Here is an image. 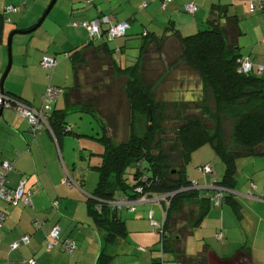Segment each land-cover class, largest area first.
Masks as SVG:
<instances>
[{"label": "trees", "instance_id": "obj_1", "mask_svg": "<svg viewBox=\"0 0 264 264\" xmlns=\"http://www.w3.org/2000/svg\"><path fill=\"white\" fill-rule=\"evenodd\" d=\"M136 1L138 12L147 8V1ZM245 1L249 3L250 13L264 12V0ZM142 2L146 6L140 9ZM252 2H255L254 10L250 8ZM187 3L183 4V10ZM167 5L164 9L161 6L162 10H166ZM15 9L17 12L18 8ZM3 11L0 29L6 21L5 14L10 13L5 8ZM103 17L99 15L96 19L101 21ZM101 25L97 36H88L86 43L64 53L70 60L74 85L66 90L57 87L63 95L64 108L52 107L59 95L50 105L47 127L43 125L55 140L59 135L80 136L66 122V116L73 110L89 114L99 125L101 135L90 137L103 146L100 162L92 167L98 179L95 189L85 198L89 215L101 237L102 248L95 264H111L113 256L105 253V246L127 235L118 211L130 210L116 204L120 201L140 204L159 197H164L158 203L163 215L161 220H156V228L150 227L158 234L161 251L183 263L222 264L214 261L220 259L207 243L196 257L185 255V240L193 236L210 208L217 207L213 202L215 191L201 194L200 188L194 189L198 184L187 178L185 167L194 151L210 145L224 165L222 178L213 187L226 191L220 203L229 204L240 218V204L230 192L236 183V162L246 157H264V76L261 75L262 66L254 70L248 59L251 71L241 70L244 60L239 51V38L244 32L239 19L227 14L226 5L212 3L205 22L187 35L173 26H168L169 35L141 31L138 35L143 43L138 55L132 65L124 67L114 58L118 48L111 45L119 38L137 34H127L128 23L124 36L108 40L105 32L109 25ZM102 38L103 41H98ZM173 71L194 74L201 86L199 100L179 106L158 98L157 86ZM4 95L26 104L12 92H4ZM168 108L180 113L176 123L169 118ZM120 118L123 119L121 125ZM223 119L233 122V133L228 138L223 131ZM138 126L141 129L137 130ZM24 192V197H28V192ZM54 204L57 202L52 204L56 208ZM217 234L221 233L217 232L215 238ZM221 236L218 241L223 240ZM65 240L58 243L62 251L61 244ZM76 250L75 243L72 253L64 252L73 255ZM241 253L246 259L251 258L249 248H243ZM152 264H163V261L157 257Z\"/></svg>", "mask_w": 264, "mask_h": 264}, {"label": "crops", "instance_id": "obj_2", "mask_svg": "<svg viewBox=\"0 0 264 264\" xmlns=\"http://www.w3.org/2000/svg\"><path fill=\"white\" fill-rule=\"evenodd\" d=\"M145 1L148 2V6L139 16H137L135 12L137 3H135L133 7L129 5L130 9H125L120 16L112 18L103 10H100L99 6L94 4V1L87 7L83 6L82 9H84V11L82 13L77 12L76 14H78V16H83L84 12L90 9L87 14L84 15L83 22L94 20L98 18L99 15L107 17L111 24L122 21L128 22L130 24V29L127 31V34L129 32L138 34L141 31H146L153 34L169 35L171 31L168 29V26H173L180 32H192L196 30L205 22L206 19L204 18H207L209 11L207 0L203 2H201L202 0H172L167 5L166 10H162L160 0ZM188 1H193L195 4L198 2L199 5L196 4L198 7L197 12L187 17V20L178 21L177 19H171V16L175 15L176 12L184 11L182 6ZM23 5H25L24 2ZM20 11L21 9L18 8L16 13H9L10 15H17V24L11 27L12 31L29 30L37 22V19L32 18V16L26 17L27 14H22ZM5 29V24H2L0 29V70H2L5 61L4 50L2 48ZM86 35V31L71 35L69 36V38H71L69 41L74 42V46H78L85 39ZM132 37L134 36H125L113 42L115 48H118L115 53L120 55L118 57L119 62H121L125 55L126 46H131L135 49L139 44L138 42L130 44V39H127ZM66 40H68V37H66ZM142 43L143 41L140 47ZM32 47L37 48V46H33L32 43L26 48V54H28L26 56H30ZM47 48L48 50L50 49V47ZM63 48L64 47H60L59 50H63ZM253 50H256V48H253ZM44 54L41 53L40 58ZM248 61L252 64L253 69L256 70V64L258 65V63L249 57ZM261 64L263 72L264 65L263 63ZM56 67L53 71V76L56 75ZM54 79L56 80L55 85L58 86L60 81L57 79V76ZM193 79L197 86L195 87V101H197L200 99L201 86L195 77ZM49 80H51V78ZM34 83L33 81V85H35ZM51 84L53 85L54 81ZM49 85H46L45 82H41L38 89H36L37 87L35 86L33 87L32 93L28 92L26 86V89L17 88L16 96L23 99L28 106L39 108L42 96ZM4 92L9 91L4 90ZM59 101L60 98L53 104V109L64 108V98L61 102ZM70 113L85 114L77 110H73ZM66 136L67 135H59L58 139L55 140L45 126L41 128L36 136H33L30 132L28 123L23 117L11 108H4L3 116L0 117V163L3 161L14 163L11 171L7 175L8 186L16 187L21 185L29 195L24 198L21 204L15 207L0 202V210H2L6 216L0 226V264H26L24 261L30 259L34 260V264H84V260L88 258L92 260L95 256L97 257L100 252L102 248L101 237L96 231L92 217L89 215L87 204L85 203L86 197L84 194L86 192L82 187L83 182L78 184V180L74 178L73 172L71 174L69 171L72 149L70 150L68 146L69 140L65 139ZM201 166H209L211 168L210 172L203 174L211 175L212 178L213 175L218 176L220 173V170L215 169L210 161H204ZM65 179L71 180L73 186L70 187L64 183ZM215 182L216 180L211 183L207 176H203L200 184L202 188L199 190L209 189V194H211ZM254 185L255 189L258 190L259 187L256 184ZM200 193L203 194V192ZM230 193L236 199L238 193L235 192V187ZM262 194H264V190ZM253 196L254 198L247 193L245 197L247 200L264 209V196ZM54 202H57L56 208L52 206ZM152 204L154 203H140L137 205L134 213L128 211L124 212V209L118 211L119 216L125 222L127 235L114 242L113 245L105 246V253L114 256L116 254L115 248L119 249V253H123L128 248L127 250H130V252L136 251L139 254L141 264H152L153 260L157 258L152 253L153 247L159 244L158 234L150 227L147 217V213L151 211L153 219L155 218L154 206ZM157 214H159V218L162 216V210L159 205ZM255 215L259 216L257 213H255ZM216 217L218 218L220 226L219 229H216L217 231L214 229L215 234L220 232L223 235L222 241L226 239L227 242L230 243L229 237L231 232L229 230L230 228L226 227L224 223V212L222 211L219 213V216L213 214V220H216ZM242 218L243 215L240 207V218L238 217V219L241 220ZM155 220L159 221L160 219ZM35 223L40 224V226L38 225V227H35ZM54 227L59 229L60 241L67 238L75 241L77 250L73 255H69L62 251L59 245L51 250L46 249V236ZM198 230L199 228L195 232L197 233ZM24 236H28V244H20L17 249L11 250L10 245L20 241ZM195 237L196 236L193 234V236L185 240L184 252H186V248L190 241L200 244L199 250H201L203 244H206L197 240ZM201 240H203V238ZM210 246L209 242L208 247L210 248ZM109 247L111 249H109ZM243 248L244 247H241L236 251L235 255L230 258L220 256V253L212 249V246L210 249L218 259H220H214L215 262L220 261L222 264H233L242 258L246 259L245 255L241 253ZM187 257L194 258L191 255ZM246 260L249 264H255L252 258ZM258 264L261 263L258 262Z\"/></svg>", "mask_w": 264, "mask_h": 264}, {"label": "rangeland", "instance_id": "obj_3", "mask_svg": "<svg viewBox=\"0 0 264 264\" xmlns=\"http://www.w3.org/2000/svg\"><path fill=\"white\" fill-rule=\"evenodd\" d=\"M50 1L51 0H0V14L6 5H13L20 8V12L22 14L26 13V17L32 16V18L37 19L36 21H38ZM203 1L204 0L201 2ZM23 2L25 5H23ZM84 2L85 0H56L54 6L37 30L30 34H16L12 37L10 49L11 67L3 83L4 90L16 94L17 88L22 89L26 86L28 88V92L32 93L33 87L35 86L37 87L36 89H38L41 82H45L46 85H49V83L52 85L51 83L54 81L52 86H56V80L54 79L56 76L60 81V84L56 87H59L62 90L73 87L74 77L70 60L65 58L64 53L75 47L74 42L69 41L71 39L69 36L85 32L82 27H73L72 25L73 23H83L84 15H86L88 10H90L87 9L83 16H78V14H76L77 12L82 13L84 11V9H82ZM94 2L95 5L99 6L100 10H103L112 18L120 16V14L124 12L123 10L130 9V6L133 7L135 6V3H137L136 0H94ZM212 3L226 5L227 14L234 15L239 19L241 29L244 32V34L239 38V51L241 55H243V60L246 61L248 57L251 58L253 61L258 63V65L256 64L257 68L262 66L261 63L264 65V12L259 10L254 13H250L249 3L245 0H207L208 8ZM196 4L199 5L198 2ZM135 12L137 16L141 13L138 12L137 9ZM183 12L184 11L176 12L175 15L171 16V19H177L178 21L187 20V17H190V15ZM4 18L6 20L4 23L6 29L2 48L4 50L5 61L2 70H0V80L8 63L7 41L12 32L11 27L17 24V15L15 14L10 15L6 13ZM8 20H10L9 23ZM182 33L187 35L189 32ZM66 37H68V40H66ZM129 39L131 41L130 44L136 42L139 44L135 47V49L131 46H126L125 55L123 56L121 62L118 60V63L122 65L121 67L133 64L142 42L138 34L136 37L134 36L132 38H128L127 40ZM103 40L104 39L102 38L98 41ZM87 41L88 34L81 44L86 43ZM32 43L33 46H37V48L32 47L30 56H26L28 55L26 54V48H28ZM111 46L113 47L114 44ZM47 47H50V49L48 50ZM60 47H64L63 50H59ZM253 48H256V50H253ZM41 53H45L43 56L49 55L52 58H56V61L59 63L56 67V75L53 76V73H50V75H52L51 80L47 78L49 73L43 70L40 66V61L43 57L42 56L40 58ZM119 56L120 55L115 53L114 58L118 59ZM261 75L264 76V71ZM193 78V73L189 74L185 71H173L169 73L157 86L156 91L158 98L167 102L169 105L176 103L179 106H182L194 103L196 99L195 87L197 86ZM33 81L35 82V85H33ZM8 97L11 100H17L15 97ZM59 98V102H61L63 100V95H60ZM52 106L54 105L52 104ZM167 114L170 116L169 118L171 121H174L175 123L177 118L180 116V113H176L171 108L167 109ZM175 115H177L176 119L174 118ZM118 120L121 125L123 123V119L120 118ZM66 122L75 134H80V136L78 135L77 137H65V139L69 140L68 146L70 147V150L72 149L69 171L71 174L73 172V176L76 180H78V184L83 182L82 187L86 192L84 196L87 197L88 194L95 189L98 179L97 173L92 167L100 162V153L103 151V146L100 141L90 137L93 135L95 137L100 136L101 131L98 127L99 125L96 123V120L87 113H69L66 116ZM172 122L171 126L174 125ZM222 127L227 138L232 135V121L223 119ZM139 129H141V126L137 127V130ZM204 161H210L211 165H213L215 169L220 170L218 176L213 175L212 178L211 175L200 172V166ZM185 172L187 178L193 180V182L198 184L197 186L199 188H202L200 184L203 176H207L211 183L215 180H220L224 173V165L214 154L211 146L204 145L192 153L191 159L185 167ZM235 176V192L238 193L236 200L240 204L243 218L239 220L229 204L222 203L220 207L212 206L206 217L203 218L199 230L197 233L195 232L196 234L194 233V235L197 240L208 244L210 242L212 249L219 252V255L224 258L234 256L236 251H238L241 247H244L250 249L251 258L255 264H258V262L264 264V209L247 200L245 197L249 192L250 183L256 184L259 187L258 190L255 189L253 191L255 197L264 196V194H262L264 190V157H246L239 159L236 162ZM130 178L131 177L129 176V179ZM128 182L130 183L131 179L128 180ZM209 191V189L200 190V192H203L204 194ZM152 205L154 206V219L161 220V217L159 218V214H157L159 204L154 203ZM222 211L224 212V223L226 227L230 228V243L227 242L226 239H224V241H218L214 237L215 230L219 229L220 225L217 217L216 220H213V214L219 216V213ZM124 212H126V210H124ZM255 213L259 214V216L255 215ZM200 237L201 239L203 238V240H201ZM109 249L111 248L109 247ZM127 249L123 253H119V249L115 248L116 254L113 256L111 264H141L139 254L136 251L130 252V250ZM199 249L200 244L190 241L185 254L187 256L191 255L192 257H196L202 250V248L201 250ZM152 253L155 257L160 258L163 261V264H188L180 262L175 258V256L168 252H162L160 244L154 245ZM94 259H96V256L92 260L88 258L83 262L84 264H94ZM233 264L249 263L245 258H242Z\"/></svg>", "mask_w": 264, "mask_h": 264}, {"label": "built area", "instance_id": "obj_4", "mask_svg": "<svg viewBox=\"0 0 264 264\" xmlns=\"http://www.w3.org/2000/svg\"><path fill=\"white\" fill-rule=\"evenodd\" d=\"M94 0H85L83 3L84 7L89 6L90 4L93 3ZM172 0H162V8L164 9L167 5L168 2H171ZM146 6L145 2H142L139 5V8L142 9ZM251 10L255 9V2H252L250 5ZM184 10L188 13L193 15L197 11V6L193 2H189L184 5ZM6 12H16V9L14 6H6L5 7ZM102 23L109 25L108 30L105 32L108 40H113L115 38L124 36L126 30L129 28V25L127 22H119L116 24H111L109 20L106 17H103L101 21L99 19H94L88 22H83V23H73V26L77 27L80 26L84 28L89 37H94L99 34L102 28ZM57 61L55 58H52L50 56H43L41 61H40V66L42 67L43 70L47 71L48 73L51 72L54 67L56 66ZM241 70L244 73L250 72L251 71V64L248 61H244L243 64L241 65ZM260 72V69H259ZM50 74L47 75V78L50 79ZM61 90L57 87H53L51 85L48 86L46 89L45 93L42 96L41 100V105L39 108H33L28 106L25 103H22L17 100H11L9 99L8 96H5L4 94L0 93V106H5L6 108H11L14 110L16 113H18L21 117H23L27 123L29 124L30 127V132L33 134V136L36 135V133L41 129L43 125L47 127L46 123V117L47 113L50 110V105L52 102H54L58 96L60 95ZM13 162H8V161H3L0 164V200L8 203L9 205L15 207L17 206L21 201L23 202L24 200V189L21 185L13 188L9 187L6 184V175L11 171L13 167ZM200 170L203 173H208L211 171V168L209 166H203L200 168ZM64 183H66L68 186L72 187L73 183L69 179H65ZM250 189L248 192V195L253 197V191L255 190V185L253 183H250L249 185ZM194 189L199 188L196 184L193 187ZM214 188L215 195L213 196V202L214 205L219 207L220 206V201L222 199V193L226 192L224 189H221L219 187H212ZM164 197H159V198H153L152 200H149L148 202L150 203H159ZM138 202H125V201H120L116 205L118 206H125L129 208L130 212H133L135 209V205H137ZM56 206V204H54ZM162 210V209H161ZM162 215H163V210H162ZM147 217L149 219V224L150 226L156 228L158 226V223L156 220L153 219L152 217V212L149 211L147 214ZM5 219V214L0 210V226L2 222ZM40 226V224H34L35 227ZM217 240H221L222 236L221 234L216 235ZM60 241L59 238V229L57 227H54L46 236L45 239V246L46 249L50 250L53 249L56 245H58ZM29 238L28 236H24L21 238L20 241L14 242L10 245L11 250H15L19 247L20 244H28ZM63 251L67 253H72L73 250L75 249V243L70 240L66 239L65 241L62 242L61 244ZM26 264H34V260L30 259L27 261H24Z\"/></svg>", "mask_w": 264, "mask_h": 264}, {"label": "water", "instance_id": "obj_5", "mask_svg": "<svg viewBox=\"0 0 264 264\" xmlns=\"http://www.w3.org/2000/svg\"><path fill=\"white\" fill-rule=\"evenodd\" d=\"M56 0H51L50 3L48 4L47 8L45 9V11L43 12V14L41 15V17L38 19V21L34 24V26H32L29 30H25V31H18V30H14L11 32V34L9 35L8 41H7V53H8V63L6 66V69L2 75V78L0 80V93L4 94V90H3V83L5 81V78L9 72L10 66H11V54H10V49H11V41H12V37L16 34H30L32 32H34L37 28H39L41 26V24L43 23V21L45 20L46 16L48 15V13L50 12V10L52 9V7L54 6ZM5 106H0V117L3 116V110H4ZM214 190V188H212Z\"/></svg>", "mask_w": 264, "mask_h": 264}]
</instances>
